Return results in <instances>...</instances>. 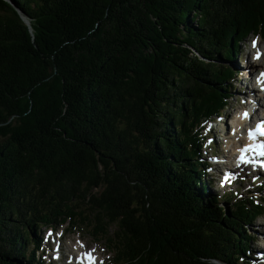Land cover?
Segmentation results:
<instances>
[{"label": "trees", "instance_id": "trees-1", "mask_svg": "<svg viewBox=\"0 0 264 264\" xmlns=\"http://www.w3.org/2000/svg\"><path fill=\"white\" fill-rule=\"evenodd\" d=\"M251 34L264 0H0V264L67 222L111 264H251L264 199L209 194L202 155Z\"/></svg>", "mask_w": 264, "mask_h": 264}, {"label": "rangeland", "instance_id": "rangeland-1", "mask_svg": "<svg viewBox=\"0 0 264 264\" xmlns=\"http://www.w3.org/2000/svg\"><path fill=\"white\" fill-rule=\"evenodd\" d=\"M249 38V41L241 43L242 50L240 57L238 56L236 60L222 62L223 65L231 67L236 73L234 83H237L233 90L234 98L230 100V105L226 108L223 118L203 125L202 136L205 140L202 155L204 156L203 159L207 160L210 165H212L216 157L219 162L215 167L208 168L207 171L206 180L208 184H213L212 187L208 185L210 189L209 194L216 196L225 194L231 197L235 192H241L243 194L242 198L253 196L257 199H264V188H260V185L264 184V174L261 175L262 177H257V179H260V182H255L254 178L256 177L248 174V172H244L238 176L237 181L232 184L221 182L224 164H221L222 162L220 161L222 160L230 164V156L236 145V137L232 133L241 131L240 127L243 122L241 112L248 108L249 104L242 95L243 90L241 91L246 85L243 72H247L248 68L252 67V64L253 68L251 69L253 72L264 70V57L261 60H258L256 57L257 52H264V40L259 35L252 34ZM247 85L248 87L253 86L251 83ZM222 133L223 135H221ZM218 165H221V167ZM234 178L232 177V179ZM220 205L222 207L224 202ZM69 226L70 222H67L56 230L50 228L42 230V236L39 235L42 240V248H40L39 255L43 253L41 260L44 264H72L73 257L75 258L81 251L95 252L98 255V264L101 262L102 264H108L110 262L112 254H110L105 240L94 238L88 233L87 228L73 229ZM245 227L247 234L251 235L252 238L261 239L264 237V215ZM250 248L254 250L253 254L255 256L259 252H262L260 251V245L256 241L250 242ZM250 256L252 255L250 254Z\"/></svg>", "mask_w": 264, "mask_h": 264}, {"label": "snow or ice", "instance_id": "snow-or-ice-1", "mask_svg": "<svg viewBox=\"0 0 264 264\" xmlns=\"http://www.w3.org/2000/svg\"><path fill=\"white\" fill-rule=\"evenodd\" d=\"M247 115V114H245ZM259 136H264V123L258 124L255 128V130H249V138L250 139H255V137ZM248 151H255L258 155L264 156V143H259V144H253L252 146H246L245 148L241 149V157L240 159L244 162H251L246 160L244 153ZM264 166V165H262ZM88 260L89 264H94V257H92L90 254H88Z\"/></svg>", "mask_w": 264, "mask_h": 264}, {"label": "bare ground", "instance_id": "bare-ground-1", "mask_svg": "<svg viewBox=\"0 0 264 264\" xmlns=\"http://www.w3.org/2000/svg\"><path fill=\"white\" fill-rule=\"evenodd\" d=\"M252 66H253V64H252ZM247 77H248V76H247ZM261 85H264V82H262V84H260V86H261ZM245 94H246V92H244V95H245ZM247 94H249V93L247 92ZM256 96H259V95L256 94ZM255 106H257V105H255ZM250 108H251V106H250ZM252 118H253V120H256V119H257V118L255 119V116H254V115L252 116ZM243 122H244V121H243ZM243 122H242V124H243ZM235 139H236V141H243V139H244V134H242V135H240V136H237ZM243 142H244V141H243ZM260 251H261V250H260ZM259 253H262V252H259ZM259 264H264V255L260 257Z\"/></svg>", "mask_w": 264, "mask_h": 264}, {"label": "water", "instance_id": "water-1", "mask_svg": "<svg viewBox=\"0 0 264 264\" xmlns=\"http://www.w3.org/2000/svg\"><path fill=\"white\" fill-rule=\"evenodd\" d=\"M24 20H25V22L27 23V24H29V22H28V20L27 19H25V18H23Z\"/></svg>", "mask_w": 264, "mask_h": 264}]
</instances>
